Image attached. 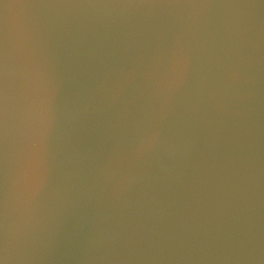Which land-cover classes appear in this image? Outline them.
Segmentation results:
<instances>
[{
    "label": "water",
    "instance_id": "1",
    "mask_svg": "<svg viewBox=\"0 0 264 264\" xmlns=\"http://www.w3.org/2000/svg\"><path fill=\"white\" fill-rule=\"evenodd\" d=\"M35 17L50 181L6 264H264V0H101ZM177 53L188 78L163 86ZM148 122L163 136L144 157L130 145ZM30 130L23 114L10 128L14 159Z\"/></svg>",
    "mask_w": 264,
    "mask_h": 264
},
{
    "label": "snow or ice",
    "instance_id": "2",
    "mask_svg": "<svg viewBox=\"0 0 264 264\" xmlns=\"http://www.w3.org/2000/svg\"><path fill=\"white\" fill-rule=\"evenodd\" d=\"M4 0H0L3 3ZM21 11L10 16L0 11V264L13 254L15 225L22 230L24 217L45 194L50 177L44 163V127L50 108L45 91L30 71L35 11L57 5L91 4L101 0H12ZM120 2V0H117ZM131 3H196L210 5L218 0H124ZM27 9V10H26ZM35 10V11H33ZM184 57L177 53L163 63L157 76L161 85L175 86L188 78ZM23 114L31 122L29 148L25 157L13 158L9 130ZM163 129L148 122L137 130L131 149L149 157L160 148Z\"/></svg>",
    "mask_w": 264,
    "mask_h": 264
}]
</instances>
